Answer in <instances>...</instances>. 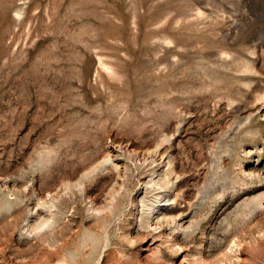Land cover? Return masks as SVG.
Wrapping results in <instances>:
<instances>
[{
  "label": "rangeland",
  "instance_id": "obj_1",
  "mask_svg": "<svg viewBox=\"0 0 264 264\" xmlns=\"http://www.w3.org/2000/svg\"><path fill=\"white\" fill-rule=\"evenodd\" d=\"M0 264H264V0H0Z\"/></svg>",
  "mask_w": 264,
  "mask_h": 264
},
{
  "label": "bare ground",
  "instance_id": "obj_2",
  "mask_svg": "<svg viewBox=\"0 0 264 264\" xmlns=\"http://www.w3.org/2000/svg\"><path fill=\"white\" fill-rule=\"evenodd\" d=\"M154 185V184H153ZM179 209V208H178ZM181 220V219H180ZM174 221H176V220H174ZM179 222V221H178ZM181 224V223H180ZM180 224H178V225H180Z\"/></svg>",
  "mask_w": 264,
  "mask_h": 264
}]
</instances>
